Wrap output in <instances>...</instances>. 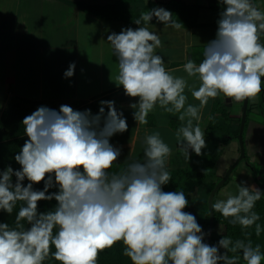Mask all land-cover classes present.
<instances>
[{
    "label": "clouds",
    "instance_id": "1",
    "mask_svg": "<svg viewBox=\"0 0 264 264\" xmlns=\"http://www.w3.org/2000/svg\"><path fill=\"white\" fill-rule=\"evenodd\" d=\"M218 2L223 9L215 39L206 44L199 65L192 60L184 65L188 77L200 82L190 89L198 106L187 103V80L166 70L164 58L156 54L162 46L160 37L140 26L155 17L178 29L181 25L172 20L171 11L153 8L134 20L139 27L107 36L118 61L114 82L126 96L139 98L130 105L138 108L134 120L146 124L157 105L168 113H180L179 120L187 121L177 130V142L188 158L189 150L200 156L207 147L198 122L210 98L222 94L244 102L264 92V11L253 0ZM74 69L75 63L70 64L64 76L72 77ZM100 105L96 115L61 105L59 111L40 106L24 117L27 139L14 158L20 168L0 171V211L11 215L23 202L15 228L0 222V264H44L50 255L60 264H98L100 252L118 242L132 264H238L240 256L229 255L238 252L246 264H261V246H253L251 240L233 243L222 237L217 245L205 243L196 216L184 211L189 205L184 192L163 190L171 181L166 168L171 148L159 132L145 137L143 162L134 161L123 172L109 174L121 155L110 138L126 132L128 124L114 101ZM41 182L43 190L34 189ZM54 187L58 190L49 193ZM262 196L259 188L241 182L237 195L228 194L211 209L243 228L255 225L259 236L260 216L253 209ZM45 200H55V209L39 212V202ZM21 221L29 227L25 229Z\"/></svg>",
    "mask_w": 264,
    "mask_h": 264
},
{
    "label": "crops",
    "instance_id": "2",
    "mask_svg": "<svg viewBox=\"0 0 264 264\" xmlns=\"http://www.w3.org/2000/svg\"><path fill=\"white\" fill-rule=\"evenodd\" d=\"M66 1L104 6L118 0ZM152 1L158 2V7L162 8L168 3ZM199 18L200 14L199 26L194 28L142 25L160 37L162 46L155 49L156 54L164 58L166 70L187 80V103L196 106L199 101L192 97L190 89L198 88L200 82L196 77H188L184 65L189 60L199 65L204 59V51L199 48L214 40L217 32H210L207 35L210 40H206V33L198 31L202 25ZM81 22L84 23V37L80 35ZM124 28L121 21L99 19L62 0H0V118L14 105L90 104L109 96L128 124L126 132L110 138V143L121 149V158L144 160L145 137L156 132L171 148L169 157H187L177 142V130L171 128V123L185 125L187 118L181 121L178 118L180 113H168L157 105L149 112L146 124H137L133 114L138 108L133 109L130 105L138 103L139 98L126 96L123 87L114 82L118 61L113 48L111 51L105 49L104 42H108L109 34H118ZM261 41L264 42V37ZM72 63H75L74 75L66 78L64 73ZM217 100L226 107L233 124L241 119L237 112L243 102H234L220 94L215 99L210 98L201 110L198 123L203 132L209 125ZM252 105L249 106V112L253 114L245 136V149L250 157H257L255 162L262 167L264 176V104L260 113L256 100ZM215 116L221 115L216 113ZM257 117H262V121ZM196 123L194 120L193 124ZM190 153L191 150L189 156Z\"/></svg>",
    "mask_w": 264,
    "mask_h": 264
},
{
    "label": "trees",
    "instance_id": "3",
    "mask_svg": "<svg viewBox=\"0 0 264 264\" xmlns=\"http://www.w3.org/2000/svg\"><path fill=\"white\" fill-rule=\"evenodd\" d=\"M68 4L77 6L82 12H85L89 15H93L99 19L106 20V21H121L124 23L125 28L131 27L136 28L139 25L134 23V20L139 19L141 13L148 12L153 8H157L159 6L158 2L149 0L145 2V0H118L113 4L107 5H91L85 2H71L62 0ZM164 9L169 10L172 12V20L176 23L180 24L181 27L184 28H194L199 26L197 20L199 17L200 6L198 5H189L183 2L182 0H172L165 4ZM147 24H163L161 22H157L156 18L153 17L152 21L148 22ZM145 25L143 21H141V25ZM170 25V24H169ZM100 101H110L109 96H103L98 100L93 101L92 103L85 104L81 106L77 111H85L91 110L93 115L99 113L100 109ZM20 105H14L12 108L8 109L7 111L3 112L0 118V127L3 128L5 125L9 124L10 126H17L20 124L23 128L24 125L22 121L24 117L30 115L28 113L20 112L18 109ZM107 107L105 106V115L107 114ZM250 108L248 107V114ZM216 113L220 114L222 120H215ZM209 125L205 129V137L209 141V145L206 147V154L207 159L202 160L199 164L192 165L190 167L184 168L179 172V180L181 178L185 179V182H188V187L183 188L179 184L178 181H175L173 175H171V181L169 184L163 186L164 191H183L185 196L189 201V205L184 211L190 212L196 216L198 223L201 227H206L207 230L205 232L204 242L207 236L209 220H210V212L208 206V199L210 193L217 185V182H208L209 178L213 176V169L216 165V162L222 155V149L220 148V144H224L227 146L233 141L238 140V134L240 130V122L241 119L238 120L237 124H233L230 120L229 113L224 105L221 104L218 100L216 101V108L211 115ZM103 126V119L101 121V127ZM184 126L180 123H171V128L178 130L180 127ZM247 126V120H246ZM245 126V129H246ZM19 128V127H18ZM3 135L0 133V171L5 170L8 166H11L14 170H18L20 165L15 161V155L19 153L21 150L24 142L26 139L17 138V139H9L7 141L3 140ZM213 153L214 155L208 153V151ZM240 153V148H238ZM247 155H245L246 158ZM244 158V159H245ZM252 159V157H251ZM253 161L251 162L252 168ZM123 165L114 163L113 166L108 170L109 174L112 173H120L123 172L124 167ZM256 182V178H254ZM13 182H15V177H13ZM25 186L27 185L28 181L25 180L23 182ZM225 185V184H224ZM34 189L43 190V182L40 184H36L33 186ZM202 189L203 198L198 200L196 210L193 212L191 209V198L190 192L193 190ZM264 193V185L262 186ZM57 188L49 189V193L57 191ZM23 202H18L16 207L13 209L11 215L0 211V222L8 223L10 228H15V217L19 211V208L22 206ZM56 206V201H40L38 205L39 212H47L50 210H54ZM259 216L260 219L256 222L261 225V233L259 236L255 233V225L249 228H243L241 225L233 224L231 222L232 218H224L221 213L214 212V231L211 236V240L209 245H217L218 241L222 237L229 238L233 243L237 240H243L247 243L251 240L253 246L259 244L261 246V252L264 254V196L261 197L259 201L256 202L255 207L253 209ZM24 225V228H28L29 225L26 221H21ZM218 226H224V231L220 234H216V229ZM55 233V230H54ZM124 245L122 242H118L113 247L105 249L101 251L99 254L98 264H132L130 258L123 255ZM52 251H55V248H52ZM221 253L225 250L220 249ZM230 256L232 255H239L240 260L238 264H246V262L242 258V252L238 253H229ZM44 264H60L59 261H56L50 255L44 261Z\"/></svg>",
    "mask_w": 264,
    "mask_h": 264
},
{
    "label": "rangeland",
    "instance_id": "4",
    "mask_svg": "<svg viewBox=\"0 0 264 264\" xmlns=\"http://www.w3.org/2000/svg\"><path fill=\"white\" fill-rule=\"evenodd\" d=\"M88 1V0H86ZM159 2H161L162 4H165L171 0H158ZM185 1L187 4H191V5H198L200 6V18H199V22L200 24H202L200 26V32H205L206 33V40H210V38H208V34H210V32L217 30V20L219 19V13L222 11L223 9V5L220 4L218 2V0H183ZM257 7L261 10L264 11V0H254ZM89 2V1H88ZM83 25L84 23L81 22V26H80V35L82 37L85 36V31L83 30ZM215 26L212 27V26ZM99 28V25H97ZM104 33H106V31H104ZM106 36V35H105ZM108 43V42H107ZM106 42H104V47L107 50H112L110 46V44H107ZM208 43V42H206ZM206 46H201L199 48L200 51H204ZM257 102V112L260 113L261 106L264 104V92H262L256 99L249 101V106L251 104V106L253 107L254 105H252L254 102ZM61 105H68L70 107H72L74 110H78L81 106L85 105V104H51L45 107H48L50 109L59 111V108ZM40 106L43 105H24V106H20V108L18 109V111L20 112H24V113H28L31 114L32 112H34L35 110H37ZM250 108V107H249ZM258 113V114H259ZM242 114V106L239 109V112H237V115H241ZM253 113L249 112V114L247 115V127L244 131V142H245V136L248 135V128H249V122L252 120V115ZM262 115V114H261ZM258 120L262 121V117H257ZM215 120H222V117H216ZM223 121V120H222ZM232 119L230 118V120L228 122H231ZM238 122L234 123L237 124ZM18 127L16 126H10L9 124L5 125V127L1 128L0 127V133L4 136L3 140L7 141L9 139H17V138H23V139H27L25 132H24V128L20 125L17 124ZM206 139V144L207 146L210 144L209 141ZM234 144H232V142L230 144H228L227 146H225L224 144H220V148L222 149V155L219 158V160L216 162V165L213 169V176L212 178L208 179V182H220L222 180V178L225 176L226 171L237 161V159L240 156V153L238 151L239 148V143L238 140L233 141ZM211 150L208 151L209 154H211V156H213L214 154L210 152ZM202 155L197 156L194 152L191 151L190 153V158L187 157H183V156H171L168 157L166 160V168L169 171V173L171 175H173V178L175 181L179 180V172L180 170L190 167V166H194L196 164H199L200 161L207 159V154H206V148H204L202 150ZM246 158L242 160V162L237 166V168L232 172L229 180L225 183V185H223L220 190L216 193L215 198H214V202L218 201V200H225L227 199V195L228 194H232V195H237L238 194V189H239V184L241 182L245 183V186L248 187H252L255 186L256 188H259L261 190V192H263L262 186L264 185V176L261 173V169L262 167L260 165H258V163H256V159L257 157H251L247 154V150H246ZM145 159V158H143ZM136 160L132 159V158H118V161L115 163L121 164L123 165L122 167H124V169L127 168V166L134 162ZM138 161V160H137ZM144 160H139V162H143ZM253 161V166L254 168H252L251 162ZM243 171H245L243 173ZM253 178H256V182L255 180H253ZM179 184L181 185V187H188V182H185V179L181 178L180 181H178ZM250 184L252 186H250ZM256 184V185H255ZM190 198H191V209L194 212L196 210L197 207V202L198 200H200L201 198H203L202 195V189H195L193 191H191L190 193ZM203 232L205 233L207 228L204 226L202 227ZM224 231V226H218L216 229V234H220ZM261 264H264V260H262Z\"/></svg>",
    "mask_w": 264,
    "mask_h": 264
},
{
    "label": "water",
    "instance_id": "5",
    "mask_svg": "<svg viewBox=\"0 0 264 264\" xmlns=\"http://www.w3.org/2000/svg\"><path fill=\"white\" fill-rule=\"evenodd\" d=\"M253 3L256 5L254 0H253ZM248 107H249V101H244L243 104H242L241 123H240V130H239V134H238V143H239V148H240V156L237 159V161L226 171V174L222 178V180L217 183L215 188L210 193V196H209V199H208L210 220H209L207 236H206V239H205V243H207V244L210 243L211 236H212V233L214 231V212L211 209V204L214 203V198H215L216 193L229 180L232 172L242 162V160L245 158V155H246L245 142H244V131H245V124H246L247 115H248Z\"/></svg>",
    "mask_w": 264,
    "mask_h": 264
}]
</instances>
